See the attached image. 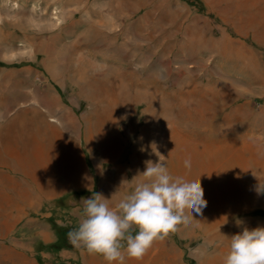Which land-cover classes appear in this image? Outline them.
Listing matches in <instances>:
<instances>
[{"label":"rangeland","instance_id":"obj_1","mask_svg":"<svg viewBox=\"0 0 264 264\" xmlns=\"http://www.w3.org/2000/svg\"><path fill=\"white\" fill-rule=\"evenodd\" d=\"M65 138L69 176L82 164L93 189L24 212L3 178L0 264H82L68 239L81 198L114 207L159 156L173 176L200 178L207 205L147 259L223 264L202 252L264 227V0H0L1 146L49 159L40 139Z\"/></svg>","mask_w":264,"mask_h":264},{"label":"clouds","instance_id":"obj_2","mask_svg":"<svg viewBox=\"0 0 264 264\" xmlns=\"http://www.w3.org/2000/svg\"><path fill=\"white\" fill-rule=\"evenodd\" d=\"M161 157L155 163L145 161L138 175L143 181L114 207L98 192L81 198L82 214L77 228L68 233L70 243L103 256L107 264H123L126 257L142 259L155 242L187 224L193 213L202 214L207 201L200 178L173 176ZM184 167L191 169L190 158ZM229 240L223 264H264V227H245Z\"/></svg>","mask_w":264,"mask_h":264},{"label":"crops","instance_id":"obj_3","mask_svg":"<svg viewBox=\"0 0 264 264\" xmlns=\"http://www.w3.org/2000/svg\"><path fill=\"white\" fill-rule=\"evenodd\" d=\"M41 141L40 139V145L34 148L35 151H39L42 156L46 151L54 152L56 154L54 158L46 159L45 156H38L32 159V150L29 152L28 148H23V154L18 150V153L22 155V159L20 160L12 156L11 150L8 149L9 147L1 146L0 142V186H3V178H8V182L11 184L15 183L19 185V189L12 192L17 195L18 201L16 202H19L18 208L24 212L28 209H33L34 211L37 209L41 210L48 203L67 198L69 192L91 191L94 185L92 176L88 172H84L82 164L80 170L75 171L74 175L69 176L66 138L64 139L63 146L58 145L55 148H47ZM5 167L13 170V172H18L20 179L11 177L8 172L1 169ZM6 191L5 189H1L0 196L6 197L4 195L8 193ZM4 199L6 200V198ZM11 207L14 208L15 206L12 205ZM37 235L45 244L53 242V239L44 232L38 231ZM0 238L3 239L4 236L1 235ZM226 252V250H223L221 252L202 253L208 257L207 262L211 263L216 262V260L223 261ZM158 253L161 254L160 263L162 264H182L183 262L180 252ZM79 256L82 264H107L103 256L89 254L85 249L79 252ZM147 258V254L140 260L126 257L123 264H150L151 262ZM163 258H166V260Z\"/></svg>","mask_w":264,"mask_h":264},{"label":"trees","instance_id":"obj_4","mask_svg":"<svg viewBox=\"0 0 264 264\" xmlns=\"http://www.w3.org/2000/svg\"><path fill=\"white\" fill-rule=\"evenodd\" d=\"M65 232H66V231H62V232H61V235H64ZM50 250H51V249H50Z\"/></svg>","mask_w":264,"mask_h":264}]
</instances>
